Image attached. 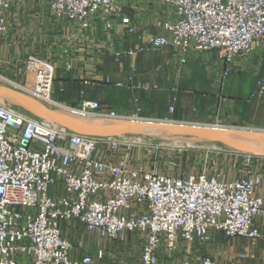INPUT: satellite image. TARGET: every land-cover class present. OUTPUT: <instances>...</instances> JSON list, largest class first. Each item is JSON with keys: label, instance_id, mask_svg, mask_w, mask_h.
<instances>
[{"label": "built area", "instance_id": "1", "mask_svg": "<svg viewBox=\"0 0 264 264\" xmlns=\"http://www.w3.org/2000/svg\"><path fill=\"white\" fill-rule=\"evenodd\" d=\"M15 4L24 11L45 8L55 24L68 28L69 39L57 54L10 64L16 79L0 71V81L54 113L96 125L183 123L142 117L138 106L122 113L87 99L84 90L77 105L59 101L53 93L58 65L72 68L83 86L120 87L102 73L103 54L134 57L168 47L180 63L215 56L220 83L236 68L237 56L254 44L264 49V0H0V39ZM126 40L129 48L115 47ZM263 96L264 80L257 79L249 97ZM119 137L77 133L12 101L0 103V264H94L90 253L71 257L63 222L138 246L137 258L118 257L116 264H162L180 248L189 253L191 244L217 235L261 236L255 221L264 216V201L254 193L259 175L223 181L204 171L174 176L139 170L126 155H115L130 146ZM177 264L220 263L201 255Z\"/></svg>", "mask_w": 264, "mask_h": 264}, {"label": "crops", "instance_id": "2", "mask_svg": "<svg viewBox=\"0 0 264 264\" xmlns=\"http://www.w3.org/2000/svg\"><path fill=\"white\" fill-rule=\"evenodd\" d=\"M7 19V33L0 39V71L9 77L15 78L11 73L12 63L23 61L31 54L41 57L57 54L61 42L69 39L68 28L55 24L43 7H28L24 11L15 4ZM125 37L136 40L133 36ZM131 45L127 40L115 42L117 49L124 50ZM235 64L236 68L216 83L214 78L220 61L215 56L180 63L168 47L139 52L134 57L115 58L105 53L101 59L102 73L123 86H83L72 68L66 70L58 65L53 93L57 100L77 105L81 100L80 91L84 90L87 99L98 100L122 113H132L138 106L139 114L152 120L263 131L264 96L250 98L249 95L257 79L264 80V49L254 44L246 54L235 58ZM252 162L253 173L261 177L254 193L264 201V155H253ZM57 188L58 194L62 193V187ZM255 222L261 233L259 238H227L213 247L210 241L198 252L190 245V258L208 255L220 264H264V216ZM81 227L77 221L61 224L62 232L73 243V259L84 253L91 254L99 238L94 232L81 231Z\"/></svg>", "mask_w": 264, "mask_h": 264}, {"label": "rangeland", "instance_id": "3", "mask_svg": "<svg viewBox=\"0 0 264 264\" xmlns=\"http://www.w3.org/2000/svg\"><path fill=\"white\" fill-rule=\"evenodd\" d=\"M0 83L1 86L5 85L1 81ZM4 87L11 89L7 85ZM17 93L24 96V94L20 92ZM25 97L28 98L27 96ZM6 101L10 100L5 96L2 99L0 98V103ZM31 101L37 103L34 100ZM19 107L26 111L21 106ZM231 129L238 132L244 130L241 128ZM258 131L259 130L256 129H246L239 135V138L243 139V141L247 140L249 144L256 146L261 144V146H263L264 134H252ZM119 138L130 141V146L126 151L121 150L116 152L115 155L119 158L126 155L129 164L139 170H155L174 176L183 173L204 171L207 173H218L220 179L223 181L254 174L252 171V156L255 154L230 146L219 139L182 134L174 135L169 133L155 136L141 133L126 134ZM83 229L82 227L80 228L81 231H83ZM215 238H217L216 241ZM89 240L92 241V237H90ZM226 240L227 237L217 235V237L214 236L211 240L212 243H209H211L210 246L213 247L215 243L225 242ZM95 242V248L91 250L94 264H116L119 260L118 257L121 258L122 255L125 256L126 259H135L139 254V248L135 246L134 243L109 242L106 240L99 241V238L96 239ZM205 244L207 243L191 245H194L193 249L198 252L205 247ZM179 250L180 251L175 252L170 259H163L161 263L177 264L180 260L192 256L189 253H184L181 248Z\"/></svg>", "mask_w": 264, "mask_h": 264}, {"label": "water", "instance_id": "4", "mask_svg": "<svg viewBox=\"0 0 264 264\" xmlns=\"http://www.w3.org/2000/svg\"><path fill=\"white\" fill-rule=\"evenodd\" d=\"M0 94L5 96L10 101L21 106L27 112L33 114L34 116L47 120L49 122L66 127L74 132L88 135H111V136H123L126 134H148V135H161L165 133L169 134H182L191 136H201L210 139H219L226 144L239 148L245 152L252 154L264 155V147H259L246 143L245 141L232 138L228 136L225 130L211 128H203L199 125L194 124H174L171 125V131H167L169 127L167 126H144L151 125V123H139V124H120V125H96L86 121H77L73 119H68L63 115L54 113L40 104L34 103L33 101H28L25 96L0 85ZM30 100V99H29ZM155 125L156 123H152ZM159 124V123H158ZM184 125V126H182ZM213 128V129H212ZM225 128V127H224ZM223 128V129H224ZM264 136V135H263Z\"/></svg>", "mask_w": 264, "mask_h": 264}, {"label": "bare ground", "instance_id": "5", "mask_svg": "<svg viewBox=\"0 0 264 264\" xmlns=\"http://www.w3.org/2000/svg\"><path fill=\"white\" fill-rule=\"evenodd\" d=\"M1 84V83H0ZM3 85V84H2ZM5 86V85H4ZM0 98L2 99L4 96L2 95V94H0ZM28 101H30L31 102V100H29L28 99ZM66 117V116H65ZM68 119H73V120H77V121H80L81 122V120H79V119H74V118H68ZM130 124H139V123H130ZM171 125H174V124H165V123H156L155 125H153L152 123H151V125H144V126H151V127H155V126H167V127H169V129H167V131H171ZM182 126H184V125H182ZM199 126H201V127H203V128H211V127H213V126H208V125H199ZM215 128L214 129H219V128H217V126H214ZM213 129V128H212ZM221 130H225L227 133H228V136H230V137H232V138H237V139H239V135H241V133L244 131V130H246V129H244V130H240L239 132L238 131H233L231 128H224L223 129V127H221L220 128ZM256 130H258V129H256ZM245 134V133H244ZM249 134V133H248ZM253 135H256V134H264V131H261V130H259L258 132H253L252 133ZM240 140V139H239ZM241 140H243V139H241ZM247 140H245V142H246ZM251 141V140H250ZM256 141V140H255ZM254 141V142H255ZM246 143H248V141L246 142ZM255 143H257V142H255ZM249 144V143H248ZM258 144V143H257ZM252 145V144H251ZM256 146V145H255ZM259 147H264V145L263 146H261V144L259 145Z\"/></svg>", "mask_w": 264, "mask_h": 264}]
</instances>
